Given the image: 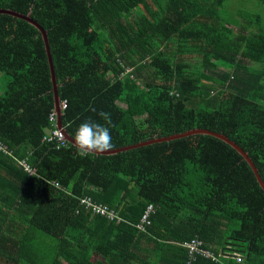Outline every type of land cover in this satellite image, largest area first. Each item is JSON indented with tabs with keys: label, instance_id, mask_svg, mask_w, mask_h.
Here are the masks:
<instances>
[{
	"label": "trees",
	"instance_id": "1",
	"mask_svg": "<svg viewBox=\"0 0 264 264\" xmlns=\"http://www.w3.org/2000/svg\"><path fill=\"white\" fill-rule=\"evenodd\" d=\"M254 2L264 7L0 0V9L30 14L47 32L69 137L85 120L105 123L100 111L111 116L110 150L214 132L247 154L264 183V22ZM0 75V141L11 152L0 151V264H264V191L228 142L194 134L81 156L67 141H42L55 111L44 43L8 15ZM84 197L121 221L94 215ZM192 239L215 260H192L183 246Z\"/></svg>",
	"mask_w": 264,
	"mask_h": 264
},
{
	"label": "built area",
	"instance_id": "2",
	"mask_svg": "<svg viewBox=\"0 0 264 264\" xmlns=\"http://www.w3.org/2000/svg\"><path fill=\"white\" fill-rule=\"evenodd\" d=\"M127 68V67H124ZM128 72L129 70L126 69ZM66 107V101H63L61 104H59V108L62 111ZM56 111H53L49 115V122L50 127L46 130V133L42 139V141L50 142V141H56L57 148L64 147L66 145L65 136L62 133V130L57 127L56 125ZM0 151L4 154H11V152L8 150V148L0 141ZM10 152V153H9ZM18 164L23 168V170L30 176L36 174V170L31 167V165L28 163L26 159L18 161ZM80 205L85 206L88 209H91L94 215H100L105 217L108 221H115L120 222L121 218L116 215L113 211L107 209L104 205L98 204L93 202L90 197H84L80 199ZM151 210V207L148 208L147 212L143 215L142 222H147V218L149 215V211ZM142 228V227H141ZM185 248H187L189 255L192 257V260L195 259L196 255L203 257L205 259H214L213 253L205 249L203 247V243L199 239H192L189 242H185L183 245ZM233 259L237 263L242 262V258L238 254H234Z\"/></svg>",
	"mask_w": 264,
	"mask_h": 264
},
{
	"label": "water",
	"instance_id": "3",
	"mask_svg": "<svg viewBox=\"0 0 264 264\" xmlns=\"http://www.w3.org/2000/svg\"><path fill=\"white\" fill-rule=\"evenodd\" d=\"M0 15H8V16H12L14 18L23 20V21L29 23L30 25H32L33 27H35L39 31V33L41 34V37H42V40H43V43H44V47H45V52H46V55H47V61H48L49 68H50L51 83H52V86H53V95H54L53 98H54V103H55V110H56V113H57V125H58L59 128L62 129L61 124H60L61 112H60V109H59V96H58V92H57L56 76H55L54 68H53V65H52V56H51V52H50V48H49V41H48L47 32L44 30V28L40 24H38L35 20H33L31 18L30 14L23 15V14L17 13V12L12 11V10L0 9ZM62 133L65 136V140L69 144L74 146L72 138L69 137L67 134H65L63 129H62ZM194 134L213 135V136H216V137L224 140L225 142H228L235 150H237L241 155L244 156L245 160L248 162L249 166L251 167V169H252V171H253L256 179H257V182L260 184L261 188L264 191V183L260 179V176L258 175L257 169L255 168L253 162L247 156V154L244 153L235 144H233L232 142L228 141L225 137H223L221 135H217L214 132H209V131H204V130H194V131H189V132H187L185 134L171 136L169 138H164V139H156V140L149 141L147 143H140V144H137V145L123 147V148H119V149L108 150L106 152L97 153L95 155H104V156L114 155L116 153L124 152V151H127V150L131 149V148H136L138 146L152 144V143H155V142L169 141V140H172V139L183 138V137H187L189 135H194Z\"/></svg>",
	"mask_w": 264,
	"mask_h": 264
},
{
	"label": "clouds",
	"instance_id": "4",
	"mask_svg": "<svg viewBox=\"0 0 264 264\" xmlns=\"http://www.w3.org/2000/svg\"><path fill=\"white\" fill-rule=\"evenodd\" d=\"M97 115L105 123L101 124L90 119L85 120L76 127L72 134L73 144L76 147L78 154L81 156L103 153L113 147L111 133L107 126L111 124V116L105 111H100Z\"/></svg>",
	"mask_w": 264,
	"mask_h": 264
},
{
	"label": "rangeland",
	"instance_id": "5",
	"mask_svg": "<svg viewBox=\"0 0 264 264\" xmlns=\"http://www.w3.org/2000/svg\"><path fill=\"white\" fill-rule=\"evenodd\" d=\"M252 10L255 12V13H258L261 15L262 19H263V22H264V7L255 3L253 4V8ZM229 12H231V10H229ZM197 59H193L191 61V63H194ZM7 79V78H6ZM0 90L2 91L3 90V80H0Z\"/></svg>",
	"mask_w": 264,
	"mask_h": 264
},
{
	"label": "crops",
	"instance_id": "6",
	"mask_svg": "<svg viewBox=\"0 0 264 264\" xmlns=\"http://www.w3.org/2000/svg\"><path fill=\"white\" fill-rule=\"evenodd\" d=\"M0 80H3V77H2L1 75H0ZM1 92H2V91L0 90V94H1Z\"/></svg>",
	"mask_w": 264,
	"mask_h": 264
}]
</instances>
